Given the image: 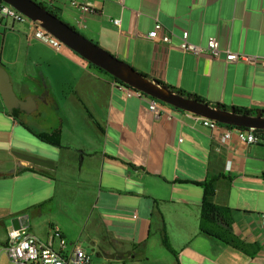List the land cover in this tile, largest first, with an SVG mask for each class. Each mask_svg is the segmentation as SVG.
<instances>
[{
	"label": "crops",
	"instance_id": "1",
	"mask_svg": "<svg viewBox=\"0 0 264 264\" xmlns=\"http://www.w3.org/2000/svg\"><path fill=\"white\" fill-rule=\"evenodd\" d=\"M42 2L153 79L229 109H264L263 65L179 46L188 30V40L196 45L215 37L223 51L264 56V0ZM86 4L95 11L79 7ZM12 22L0 23L1 66L10 70L15 88L22 76L32 79L33 66H39L67 121L54 123L59 143L46 142L12 116L0 91V247L8 240L12 218L27 214L24 231L35 233L32 224L41 210L57 202V208L70 206L64 208L70 219L73 205L89 207L101 226L97 235L88 233L87 244L105 241L110 252L136 253L106 259L264 264L263 130L259 141L249 144L226 138L222 127L205 126L197 115L164 102L157 115L146 99L129 96L81 56L55 48L50 38L25 41L12 35ZM158 22L161 33L173 35L171 43L149 38ZM5 50L11 51L7 62ZM204 182L210 183L211 202L221 209L205 224V187L196 184ZM68 217L56 219L67 224Z\"/></svg>",
	"mask_w": 264,
	"mask_h": 264
},
{
	"label": "water",
	"instance_id": "2",
	"mask_svg": "<svg viewBox=\"0 0 264 264\" xmlns=\"http://www.w3.org/2000/svg\"><path fill=\"white\" fill-rule=\"evenodd\" d=\"M2 1L15 7L34 23L35 33L33 37L41 40L51 35L62 46L67 47L75 54L108 72L128 86L139 89L164 103L200 117L237 127L264 130V109H258L253 112L238 111L235 107L229 109L222 104H211L192 94H185L169 86L167 83L141 73L130 63L123 61L117 55L87 37L37 0ZM38 76L44 84L49 83L47 76L42 70L38 73ZM0 91L10 112L16 107L27 108L28 110H35L37 108V100L34 97L29 102L20 99L15 91L11 72L5 67H0ZM28 227L29 216L24 214L12 218L9 229L24 230ZM116 253L118 254L117 256L113 254L109 256L126 258L132 254L133 256L136 254L132 253V251H117Z\"/></svg>",
	"mask_w": 264,
	"mask_h": 264
},
{
	"label": "built area",
	"instance_id": "3",
	"mask_svg": "<svg viewBox=\"0 0 264 264\" xmlns=\"http://www.w3.org/2000/svg\"><path fill=\"white\" fill-rule=\"evenodd\" d=\"M42 2V0H37ZM73 5L78 6L76 1ZM84 10L95 11L91 4L79 5ZM25 18V19H24ZM10 19L13 22H26L27 18L24 14L18 11L12 5L0 0V20ZM120 19L114 21L119 24ZM162 24L157 23L155 28L150 31L149 38L159 40L164 43H171L173 35L171 33H161ZM188 30H184L179 37V46L185 50L195 54L209 52L214 58L222 57L226 61H245L253 64H261L264 66V56L247 55L245 53H236L227 49L223 51L220 48L219 42L215 37H209L205 46L196 45L188 40ZM55 48L60 49L62 45L51 39ZM114 84L120 88L126 89L129 96L136 95L148 101L151 111L159 114L161 111L159 99L148 95L147 93L128 86L124 82H116ZM205 126L212 129L222 127L226 138L236 136L239 140L246 143H256L259 141L258 131L260 129L246 128L241 129L237 126L228 125L205 117L198 116ZM245 128V127H243ZM262 130V129H261ZM264 131V130H263ZM228 168H231L228 166ZM261 224L264 226V212L260 215ZM10 234L5 244L0 247V252L4 253L12 264H92L93 258L90 252L79 244H74L72 249H69L67 240L58 227H53L46 237L43 239L33 232H25L24 230L9 229Z\"/></svg>",
	"mask_w": 264,
	"mask_h": 264
},
{
	"label": "rangeland",
	"instance_id": "4",
	"mask_svg": "<svg viewBox=\"0 0 264 264\" xmlns=\"http://www.w3.org/2000/svg\"><path fill=\"white\" fill-rule=\"evenodd\" d=\"M43 3V2H41ZM50 8V7H48ZM61 18L63 16L59 15ZM27 18V17H26ZM25 19V18H24ZM64 19V18H63ZM65 20V19H64ZM10 21V19H9ZM66 21V20H65ZM16 22H12L10 25L11 31H16L12 35L20 34L19 37H22L25 41H27V38H35L33 37L35 33V27L34 23L31 22L28 18L25 23L17 22L19 25L18 28L15 26ZM21 25V26H20ZM80 31V30H79ZM83 33V32H82ZM48 38L52 39L51 35L47 36ZM15 39L9 43L10 46L14 45ZM8 44V45H9ZM7 45V47H8ZM6 47V49H7ZM64 49H68L67 47L63 46ZM69 50V49H68ZM71 51V50H70ZM11 54V51L5 50L4 53V61H8V56ZM66 111V110H65ZM54 204L57 202H53ZM49 204L44 206V208L41 210V214L37 217L35 223L32 224V231L35 232V234L43 239H46V234L49 231L50 228L58 227L61 229L62 233L64 234L69 249L73 248V245L79 244L82 245L85 249L88 250V233L93 236L94 233H98L99 228L101 225H97V223L94 222V216L89 215L92 212H89L90 209L87 205L79 204V205H73V208L75 210L71 211L72 219H70L67 216L65 207L70 208V206H65L63 208H57L58 205ZM47 207H50V209H47ZM66 216L69 219V223H59L56 218H60V216ZM50 220V222H49ZM59 220V219H58ZM52 222L53 226L50 225ZM95 235V234H94ZM158 247L162 248L160 245ZM156 253L161 254V252H158L155 250ZM0 264H11L9 258L2 252H0ZM92 264H149L147 263L146 259H144L142 256L138 258L137 260H125V259H106V258H93Z\"/></svg>",
	"mask_w": 264,
	"mask_h": 264
},
{
	"label": "flooded vegetation",
	"instance_id": "5",
	"mask_svg": "<svg viewBox=\"0 0 264 264\" xmlns=\"http://www.w3.org/2000/svg\"><path fill=\"white\" fill-rule=\"evenodd\" d=\"M39 71V66H33L30 73L32 79H28V76H22L15 88L20 99L25 102H29L34 97L37 100V108L28 110L27 108L16 107L11 114L19 122L34 130L37 136L52 137L57 135L56 125L58 123H66L67 116L65 110L61 108V101L52 90L50 83L44 84L39 78ZM107 247L105 241L91 240L88 243V251L92 258L95 259L106 258L107 255L112 254L114 256L118 255L117 251L110 252ZM115 249L120 250L117 246Z\"/></svg>",
	"mask_w": 264,
	"mask_h": 264
},
{
	"label": "trees",
	"instance_id": "6",
	"mask_svg": "<svg viewBox=\"0 0 264 264\" xmlns=\"http://www.w3.org/2000/svg\"><path fill=\"white\" fill-rule=\"evenodd\" d=\"M41 3V2H39ZM43 6L47 7L44 3H41ZM50 10V9H49ZM52 11V10H50ZM53 12V11H52ZM55 13V12H54ZM56 14V13H55ZM57 15V14H56ZM1 23V20H0ZM74 27V26H73ZM90 63V62H89ZM91 64V63H90ZM91 68L92 69H97L103 73H105L106 75H108L109 77H111L112 79H114V81L116 82H120L122 83V81L118 80L117 78H115L114 76H112L111 74H109L108 72L104 71L103 69L91 64ZM201 99V98H200ZM238 111H244V112H252L248 109H238L236 108ZM241 129H246L243 127H239ZM261 132V130L258 131V133ZM42 140L52 143V144H58L59 140H58V135H54L52 137H47V136H39ZM196 184H200L203 185L205 187V196H204V202H203V209H202V217H201V222L203 224L206 223V221H212L215 220L216 215L219 213V211L221 210L219 207H217L216 205H214L211 202V188H210V183L209 182H204V183H196ZM168 246V245H167Z\"/></svg>",
	"mask_w": 264,
	"mask_h": 264
},
{
	"label": "bare ground",
	"instance_id": "7",
	"mask_svg": "<svg viewBox=\"0 0 264 264\" xmlns=\"http://www.w3.org/2000/svg\"><path fill=\"white\" fill-rule=\"evenodd\" d=\"M34 27V26H33ZM1 68H2V66H1Z\"/></svg>",
	"mask_w": 264,
	"mask_h": 264
}]
</instances>
